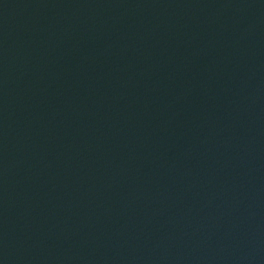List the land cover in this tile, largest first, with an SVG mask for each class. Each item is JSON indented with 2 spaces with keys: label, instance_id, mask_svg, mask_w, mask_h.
<instances>
[{
  "label": "water",
  "instance_id": "1",
  "mask_svg": "<svg viewBox=\"0 0 264 264\" xmlns=\"http://www.w3.org/2000/svg\"><path fill=\"white\" fill-rule=\"evenodd\" d=\"M0 264H264V0H0Z\"/></svg>",
  "mask_w": 264,
  "mask_h": 264
}]
</instances>
